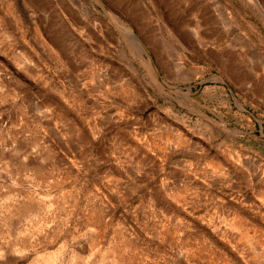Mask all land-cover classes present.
Returning <instances> with one entry per match:
<instances>
[{
    "label": "rangeland",
    "instance_id": "374dc122",
    "mask_svg": "<svg viewBox=\"0 0 264 264\" xmlns=\"http://www.w3.org/2000/svg\"><path fill=\"white\" fill-rule=\"evenodd\" d=\"M0 264H264V0H0Z\"/></svg>",
    "mask_w": 264,
    "mask_h": 264
},
{
    "label": "bare ground",
    "instance_id": "6f19581e",
    "mask_svg": "<svg viewBox=\"0 0 264 264\" xmlns=\"http://www.w3.org/2000/svg\"><path fill=\"white\" fill-rule=\"evenodd\" d=\"M256 4V3H255ZM257 6V5H256ZM147 10V9H146ZM159 26V25H158Z\"/></svg>",
    "mask_w": 264,
    "mask_h": 264
}]
</instances>
